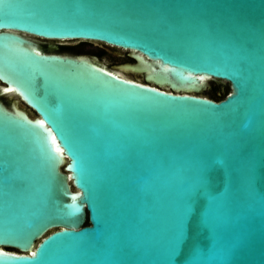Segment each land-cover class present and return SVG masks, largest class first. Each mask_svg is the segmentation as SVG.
I'll return each instance as SVG.
<instances>
[{
	"label": "water",
	"instance_id": "95a60500",
	"mask_svg": "<svg viewBox=\"0 0 264 264\" xmlns=\"http://www.w3.org/2000/svg\"><path fill=\"white\" fill-rule=\"evenodd\" d=\"M0 264H264V0H0Z\"/></svg>",
	"mask_w": 264,
	"mask_h": 264
},
{
	"label": "flooded vegetation",
	"instance_id": "af4514ba",
	"mask_svg": "<svg viewBox=\"0 0 264 264\" xmlns=\"http://www.w3.org/2000/svg\"><path fill=\"white\" fill-rule=\"evenodd\" d=\"M57 45H58V51L96 55L98 57H103V55H107L110 58L118 59L117 57L108 53L104 48H101L98 45H95L90 42H80L74 45H62V44H57Z\"/></svg>",
	"mask_w": 264,
	"mask_h": 264
},
{
	"label": "rangeland",
	"instance_id": "374dc122",
	"mask_svg": "<svg viewBox=\"0 0 264 264\" xmlns=\"http://www.w3.org/2000/svg\"><path fill=\"white\" fill-rule=\"evenodd\" d=\"M73 53V52H72ZM103 57L106 58V60L108 61V64L111 65V64H115L117 63L118 61H120V58L119 59H113V58H110L109 56L107 55H103ZM210 88L208 91H206V93H209V94H212L214 92V90H219V87L217 84H214V82H210ZM226 92V87H225V90L221 93V96L224 95ZM214 94V93H213Z\"/></svg>",
	"mask_w": 264,
	"mask_h": 264
},
{
	"label": "bare ground",
	"instance_id": "6f19581e",
	"mask_svg": "<svg viewBox=\"0 0 264 264\" xmlns=\"http://www.w3.org/2000/svg\"><path fill=\"white\" fill-rule=\"evenodd\" d=\"M117 74H120L121 76H123L124 77V75L123 74H121L122 72H116Z\"/></svg>",
	"mask_w": 264,
	"mask_h": 264
},
{
	"label": "trees",
	"instance_id": "16d2710c",
	"mask_svg": "<svg viewBox=\"0 0 264 264\" xmlns=\"http://www.w3.org/2000/svg\"><path fill=\"white\" fill-rule=\"evenodd\" d=\"M215 91H216V90H214V92H215ZM214 92H213V93H214ZM87 223H88V222H87Z\"/></svg>",
	"mask_w": 264,
	"mask_h": 264
}]
</instances>
